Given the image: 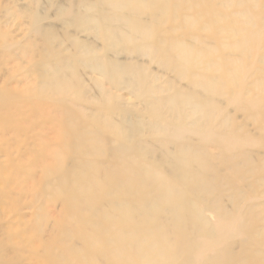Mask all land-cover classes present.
Wrapping results in <instances>:
<instances>
[{
    "label": "bare ground",
    "instance_id": "obj_1",
    "mask_svg": "<svg viewBox=\"0 0 264 264\" xmlns=\"http://www.w3.org/2000/svg\"><path fill=\"white\" fill-rule=\"evenodd\" d=\"M38 7L0 0V264H264V0H68L60 36ZM106 80L138 92L147 123L128 124ZM148 132L174 144L163 163Z\"/></svg>",
    "mask_w": 264,
    "mask_h": 264
},
{
    "label": "rangeland",
    "instance_id": "obj_2",
    "mask_svg": "<svg viewBox=\"0 0 264 264\" xmlns=\"http://www.w3.org/2000/svg\"><path fill=\"white\" fill-rule=\"evenodd\" d=\"M68 0H39V7H38V12H43L42 15L44 17L45 20V16H46V20L42 21L40 23V25L43 27V29L48 33H53L54 35H62L65 31L63 29V27L61 25H57L59 24V22L57 21L58 16L54 13V9L56 4H63L65 5L66 2ZM53 5V6H51ZM45 14V15H44ZM49 18V19H48ZM4 25V21H2V19H0V26ZM179 31V30H178ZM31 33H26V35L24 36L23 40L21 42H26L27 37L30 35ZM180 32H177L174 35H179ZM81 39L86 40L88 42L93 43L94 45L101 47V44H98L97 41H93L91 39V35L89 34H83L81 35ZM19 40V39H18ZM32 42L31 43H37L38 41H33V39L31 38ZM28 45H25L24 47H26ZM112 51H114L113 49L105 51L104 53H110L107 55V57H110ZM102 53V52H101ZM115 53V52H114ZM30 55L32 60H40L41 56L37 53H35L34 48H32V50L30 51ZM103 55V53H102ZM7 56H10V54L8 53H3L2 55H0V65L1 66H6V62H3L2 59H5ZM38 56V57H37ZM122 55H120V57L117 59L120 62H127L129 63H133L139 66H144L147 67V74H150L151 76L155 77L157 79V81L155 82V84L160 85V84H164L166 90L170 91V87L171 86H175L178 87L180 89H182L184 92H191V89L189 88V83H187V81L185 80H181L178 77H176V75H174L172 72L169 71V69L163 68L162 66L159 65V61L158 59H149L148 57H142V58H138L135 57L134 59L131 60H125L123 58H121ZM20 62V61H18ZM19 67H24L21 63H18ZM80 74H81V79L83 81H85L86 83H84V87L86 88V92L84 94L88 104L93 108V109H87L84 108L85 114L88 116L90 114H92V117H90V120L95 121V117H94V112L95 109L99 106V97L97 95V89L96 87L93 85L94 81H92L91 83V78H92V73L89 71V68L86 69L84 66L80 65V67L78 68ZM99 78V77H98ZM101 80V78H100ZM103 88L104 91L107 90H111L112 92V97H113V103L116 106V108H121L124 109L126 112L128 111V124L129 125H133L136 124V121L138 120V122H140L141 124L143 123H147L148 121V114L145 110V107L138 94V92L136 90H134L133 88H131L128 85H123L119 90H114L112 89V87H109L110 82L108 80L103 81ZM119 87V88H120ZM169 92H166L167 94H169ZM161 96L166 97V94H162ZM225 105V104H224ZM223 105V106H224ZM230 110V107L227 108ZM110 115V114H109ZM109 115H97L100 117H107ZM241 113H237L235 116V119L241 123L244 124L243 118L240 116ZM111 119L117 123H119L122 120L123 115H119L116 116V114H111L110 115ZM103 118L101 120H103ZM96 122V121H95ZM147 129V126L144 127V129ZM248 130L251 131L252 134H255V131L252 130V127L248 126L247 127ZM143 139L145 141L148 142V148L151 152V154L154 156V158H156V160L160 159V162L163 163L164 162V157L161 154V148L164 149V151L166 149H168L169 151H172L174 148V144H170V143H163L162 142V133H159L157 135H151L149 132L147 133V135L143 134ZM164 167L167 169L169 168V165L164 163L163 164ZM225 205L227 207L228 203L225 202ZM210 221L213 223L216 221V214L211 213L208 215Z\"/></svg>",
    "mask_w": 264,
    "mask_h": 264
}]
</instances>
